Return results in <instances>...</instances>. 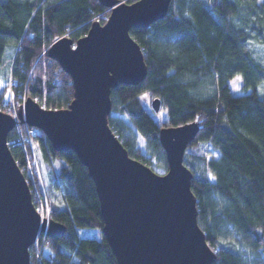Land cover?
Masks as SVG:
<instances>
[{
  "label": "trees",
  "instance_id": "obj_1",
  "mask_svg": "<svg viewBox=\"0 0 264 264\" xmlns=\"http://www.w3.org/2000/svg\"><path fill=\"white\" fill-rule=\"evenodd\" d=\"M109 12L99 0H0V67L6 52L16 49L0 110L8 92L17 106L29 96L48 109L66 108L72 80L47 49L64 35L75 42L95 19L104 23ZM129 34L142 49L147 72L137 84L111 89L108 125L129 156L150 166L136 146L137 133L156 166L166 171L159 129L198 122L183 163L192 172L197 223L215 253L210 264H264V64L253 54L254 44L264 45V0H171L165 16L131 27ZM236 76L238 93L230 87ZM143 94L159 99L158 112L149 107L153 113L165 111L159 120L144 105ZM112 112L124 115L130 126ZM20 126L26 131L28 125ZM32 129L49 218L65 231L44 236L50 254L37 258L32 244L30 264H117L103 234L97 239L78 232L103 226L87 168L73 150H54L42 130ZM16 135L11 129L7 142L26 177L24 160L32 152L27 138L20 145ZM204 144L219 155L207 157Z\"/></svg>",
  "mask_w": 264,
  "mask_h": 264
},
{
  "label": "water",
  "instance_id": "obj_2",
  "mask_svg": "<svg viewBox=\"0 0 264 264\" xmlns=\"http://www.w3.org/2000/svg\"><path fill=\"white\" fill-rule=\"evenodd\" d=\"M170 1L99 0L110 8L104 23L95 19L75 42L64 35L46 52L71 77L69 105L48 109L28 96L17 110L20 123L42 130L54 150H73L87 168L99 200L102 234L117 264H210L215 258L197 223L192 172L183 163L198 122L159 129L168 164L161 173L129 156L108 125L111 89L137 84L147 72L129 29L165 16ZM151 108L159 111L158 98L151 100ZM14 127V117L0 110V264H30L29 247L38 233L53 237L65 226L41 218L34 207L8 146L7 133Z\"/></svg>",
  "mask_w": 264,
  "mask_h": 264
},
{
  "label": "rangeland",
  "instance_id": "obj_3",
  "mask_svg": "<svg viewBox=\"0 0 264 264\" xmlns=\"http://www.w3.org/2000/svg\"><path fill=\"white\" fill-rule=\"evenodd\" d=\"M6 53H7V60L5 61V65L0 67V93L3 91L5 86H9L12 83L10 75H8V73L10 71V65H12V62H13V59H14V56L16 53V49L10 48L8 50V52H6ZM253 54L255 55V57L259 58L261 60V62L264 64V45L263 44H254L253 45ZM240 84H241L240 76L234 77L230 81L231 90L234 93L240 92L241 91L240 90ZM262 89H263V87H262ZM142 99H143L144 105L148 107L150 112H152V110L149 108L150 104H151V100L148 97H146L144 94L142 95ZM23 101H22V103H23ZM3 105H4L3 107L5 108V110H2V111L11 114L14 117L15 125H16L14 128H16V130L22 131L23 137H24L26 132L20 126L21 123L19 122V120H17L15 118V113L17 112L19 106H17L16 101L14 100V97L10 92L7 93V96L5 97ZM152 114H153L155 120H159L160 116H164L165 111L161 110L159 113H153L152 112ZM112 115L117 116L122 122H124L125 124L130 126V122L128 121V119L124 115L117 113V112H112ZM135 135H136V139H137L136 146L138 148H140L142 153L145 154V156L150 159V167L153 168L157 172H160V173L164 172L163 168L156 166L155 158L153 156H150L146 152L143 139L137 133H135ZM29 136L27 135V140L29 141L30 149H31L32 153H31V155L26 154L25 160H24L25 165L23 166V170L29 174V177H31V178H29V182H27V183L30 185V190H31V193L33 196L32 201H36V199H37L35 196V192L33 191V188L35 187V185L37 186V184H38L37 179L40 178V182L42 183V186H43V189L45 192V202H46V204H44V203L40 204V207H39L40 213H41V215L43 214L44 217L49 219V212H50L51 206L49 204V199H48L47 191H46V187H45L46 185L44 183V178L42 175L41 163L38 160V156L36 153V143H34V141H33V137H32L33 135H31V137H29ZM17 140H18L17 143L22 145L20 139L18 138ZM24 142H23V145H24ZM201 150L206 152L207 157H210V156L217 157L219 155V152L217 150L210 148V146L208 144H204L201 147ZM78 232L82 236L94 237L97 239H100L102 237V232L100 229L79 228ZM45 235H46L45 232H40L38 235L39 241H38L37 246L35 247V245L33 244L34 254H35V256H37V258L41 257L42 255H47V254L51 253L50 250L44 244L45 243V241H44ZM41 241H42V245L40 246Z\"/></svg>",
  "mask_w": 264,
  "mask_h": 264
},
{
  "label": "built area",
  "instance_id": "obj_4",
  "mask_svg": "<svg viewBox=\"0 0 264 264\" xmlns=\"http://www.w3.org/2000/svg\"><path fill=\"white\" fill-rule=\"evenodd\" d=\"M15 118L18 120V118H17V112L15 113ZM16 126V125H15ZM26 134L24 135V137H23V132L22 131H20V130H17V135H16V137L14 138V140H15V142H17L18 140V138L20 139V141H21V143H22V145H23V142L25 141L24 139L25 138H27V135L29 136L30 134L32 135L33 134V129H32V127L31 126H27L26 127ZM31 135L29 136V137H31ZM29 178H31V177H29V174L28 173H26V177H25V179L27 180V182H29ZM37 181H38V184H37V186L35 185V187L33 188V191L35 192V196H36V201H32L33 202V204H34V207L36 208V210L39 212V214H40V216H41V218L42 217H44L43 216V214L41 215V213H40V204L41 203H44V204H46V202H45V192H44V189H43V186H42V183L40 182V178H38L37 179ZM29 185V184H28ZM30 188V187H29ZM31 191V190H30ZM31 196H32V194H31ZM48 219V218H47ZM38 235H39V233H38ZM38 235H37V237H36V239H35V242L33 243L34 245H35V247L37 246V244H38V241H39V238H38ZM42 242V241H41ZM40 242V243H41Z\"/></svg>",
  "mask_w": 264,
  "mask_h": 264
},
{
  "label": "snow or ice",
  "instance_id": "obj_5",
  "mask_svg": "<svg viewBox=\"0 0 264 264\" xmlns=\"http://www.w3.org/2000/svg\"><path fill=\"white\" fill-rule=\"evenodd\" d=\"M261 231H264V229H262Z\"/></svg>",
  "mask_w": 264,
  "mask_h": 264
}]
</instances>
